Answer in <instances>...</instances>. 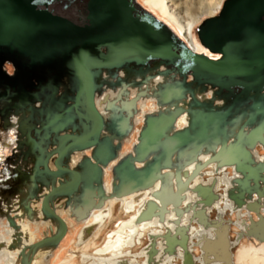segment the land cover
I'll return each instance as SVG.
<instances>
[{
    "label": "flooded vegetation",
    "instance_id": "flooded-vegetation-1",
    "mask_svg": "<svg viewBox=\"0 0 264 264\" xmlns=\"http://www.w3.org/2000/svg\"><path fill=\"white\" fill-rule=\"evenodd\" d=\"M223 7L210 17L219 15ZM198 25L195 27L197 35L194 34L198 49L191 45L189 48L212 60L224 58L223 51L227 47L219 41L202 42L198 34L201 24ZM176 33L184 38L177 31ZM250 33L252 31H246L248 36H251ZM253 44V41L249 46L245 44V49ZM261 45L259 43L256 47ZM83 52L87 55L90 49L86 47ZM187 61L188 58L183 53L175 56L169 53L166 58L150 56L140 60L139 56L131 52H123L121 60L114 68L102 66L94 69L92 66L82 67L79 63L77 66L61 68L56 63L36 62L31 59L30 54H26L25 58L21 54H0V148L6 150L0 156V222L5 220L4 225L7 228V236L0 238V255L4 256L6 264H21L19 247L38 242H41L42 247L35 253L32 264H43L59 246L69 231V226L77 222L83 223L87 219L78 218L91 204L92 198L99 202L97 195L93 197L91 192H100L98 188L102 186L103 192L108 194L125 189L115 179L118 175L115 167L130 157L138 158L135 160L137 167L145 166L146 158H141L140 154L142 148L150 142H143L139 138H142L148 114L165 111L176 99H184L182 106L189 108L188 103L197 94L196 97L203 102L204 98L209 101L212 108L208 111H230L233 122H245L253 112V107L259 105L257 97H264V60L256 64L257 69L253 68V62L242 60L225 64L217 62L213 70L201 71L189 68ZM7 63L13 65V74L6 70ZM123 90L125 95L118 98ZM133 112L135 113L132 117ZM179 118L183 124L175 126L176 130L187 126V110ZM111 120L113 126L108 125ZM131 135H134L131 150L122 152L123 143L130 141ZM118 147L121 148L118 150ZM100 148L101 151H98ZM260 148L264 149V146L258 143L252 151L258 160L264 158ZM109 150L117 157L105 164ZM154 152L150 151L153 154L150 159L152 161L148 162H157ZM202 158L208 160L207 156ZM194 164L188 165L190 175L193 174ZM210 164L212 165L208 168ZM210 164L198 172L190 186L195 187L197 183L211 185L215 182L214 191L221 192L222 198L211 211L222 210L229 215L232 204L226 199L225 192L231 188L232 179L239 177L240 173L234 166H223L217 172L214 163ZM162 166L165 167L163 172L169 171L168 162H163ZM230 171L232 176L229 175ZM106 177H109L108 181ZM114 181L116 185H113ZM113 186L117 189L114 190ZM57 187L61 190L56 189ZM131 197L134 195L124 200L106 199L105 203V208L111 205L113 209L112 203H117L127 211L114 225L115 234L124 235L123 243L115 241L107 246H100L92 251L94 258L91 259L84 254L85 263L116 264L123 258L128 259L129 264H137V260L144 256L145 250L141 252V248H138L141 233H144V229H148L146 234L154 228L160 230L161 226L147 224L140 226L139 230L131 229L130 224L139 214L138 207L132 206ZM192 197L195 199L194 195ZM112 214L113 210H110L108 220ZM12 219L19 229L11 225ZM94 220L95 214L85 224ZM61 221L64 222L66 231L56 242ZM40 229H43L42 236L38 237L37 232ZM193 232L190 233L192 237L201 234L203 230L195 229ZM244 239L253 240L256 244L259 242L250 238ZM239 243L234 247L233 253ZM78 244L80 243L77 241ZM148 245L147 239L146 249ZM9 254L13 255V263H8ZM178 254L166 264H182L183 253L180 249ZM116 255H119L117 259L114 258ZM195 259L196 264H203L201 256L195 254ZM146 260L145 257L144 262ZM233 262L236 264V254ZM211 263L225 264L213 260L206 264Z\"/></svg>",
    "mask_w": 264,
    "mask_h": 264
},
{
    "label": "water",
    "instance_id": "water-1",
    "mask_svg": "<svg viewBox=\"0 0 264 264\" xmlns=\"http://www.w3.org/2000/svg\"><path fill=\"white\" fill-rule=\"evenodd\" d=\"M203 23L198 29L201 41H219L227 47L223 51L225 57L218 61L195 53L168 24L148 12L138 0H0V54H21L24 58L30 54L36 62L56 63L61 68L79 63L82 67L92 66L94 69L116 67L123 52H131L140 60L183 53L188 58L187 66L196 71L213 70L217 62L225 64L242 60L253 62V68L257 69L256 64L264 60V50L261 49L264 48V0H227L219 15L208 17ZM246 31H252L251 36ZM252 41L254 44L245 49L244 45L249 46ZM259 43L262 45L258 48ZM86 47L90 49L87 55L83 52ZM120 92L118 98L125 95L124 90ZM194 95L188 103L189 108L182 106L184 99H176L165 111L146 116L147 124L142 138H139L150 142L140 154L141 158H146L144 167H137L135 160L138 158L133 157L115 167L118 174L115 179L125 189L110 196L152 190V197L144 202L137 223L154 219L165 222L170 213L176 217L174 228L168 227L163 234L149 235L147 264H159L156 255L162 249L171 256L178 247L183 252L182 264H196L195 253L189 248L190 226L181 225V217L189 213L191 223L196 221L203 227H213L215 231L213 238L206 237L204 241L198 238L193 243L199 248L203 262L213 260L233 264L234 243L229 234L232 220L225 219L220 211L211 219L209 212L220 198V193L214 191L215 182L190 186L198 172L210 163H214L217 170L234 166L240 173L239 177L232 179V186L227 190L234 210L246 209L249 216V224L245 223L246 230L238 233L237 241L246 235L264 242V158L258 160L252 152L258 143L264 146V97H257L259 105L253 107L245 122H233L232 112L208 111L212 108L209 101L204 98L203 102L196 97L197 94ZM185 110L187 126L176 130V121ZM134 113H131L132 117ZM108 125H114L112 120ZM150 151H155L157 162H148L152 161ZM203 156L208 160H203ZM116 157L109 150L105 164ZM163 162H168L169 171L163 172ZM189 164L195 165L192 175ZM113 185H116L115 181ZM98 189L100 192L91 193L93 197L97 195L99 202L92 198L78 219L89 217L92 210L104 206L107 194L103 192V186ZM189 191H193L198 200L184 203L187 195L192 193ZM11 225L19 229L13 219ZM93 230L95 225L87 226L84 236ZM65 231L64 222H59L56 242ZM158 237L161 238L159 245ZM41 247V242L20 246L21 264H32Z\"/></svg>",
    "mask_w": 264,
    "mask_h": 264
},
{
    "label": "bare ground",
    "instance_id": "bare-ground-1",
    "mask_svg": "<svg viewBox=\"0 0 264 264\" xmlns=\"http://www.w3.org/2000/svg\"><path fill=\"white\" fill-rule=\"evenodd\" d=\"M225 1L226 0H144V2L147 5L155 6L158 9V11L161 12V14L166 15V17L169 20H171L179 28V31H180L181 35L184 37V39L194 49H198L197 43L195 41V36H194V30H195L196 25H198L205 16H214L223 7V4H224ZM211 165L212 164H210V166H208V168H210ZM215 170L217 172H219V171H221V168L217 170L216 169V165H215ZM111 188H112V185H111ZM150 190L151 189L149 188V189H145L143 191H138V192H134V193H131V194H125V195L120 196V197H118V196H110V194H108V192H105V193L107 194V198H106L107 200L111 199V198H115V199H118V200H124L125 198L134 195V197H131V198H133L132 199V206H134V208L138 207L137 211H139V213H140L141 208L144 205V202L152 197L151 193H150V192H152V190L151 191ZM147 191H149V192H147ZM189 192H192V193H189L187 195V200H185L184 203L192 202V201L194 202L195 200H198L197 199L198 197L195 195V193L193 191H189ZM109 193H111V192H109ZM225 193H226V199L232 204V210H231V213L229 215H227V216H226V213L224 211H222V210H219V211L222 212V214H223L225 219L228 220V218H230L232 220L231 223H230V232H229V234H230V237H231L232 228L235 229V230H232V231H234V235L236 234L235 235V239L232 240V242L234 243L233 249L237 245V243H239L244 238H250V239H254L256 241H259L256 238L249 237V236H246V235L243 236L241 239H239V241H237L238 233L241 232V231L244 232L246 230V224H249V216L247 214L246 209L234 210L233 203L228 198V195H227L228 192L226 191ZM192 195L195 196V199L192 197ZM221 198H222V194H220L219 200L216 201L213 204V206L215 204L219 203ZM106 201H105V203H106ZM213 206L211 208H209V211L213 208ZM104 208H105V204H104L103 207H101L99 209L95 208V210L92 211L91 215L89 217H87V219L85 221L90 219V217L92 215H94V214L96 215V220H94L93 222H90L88 224H85V221L83 222V226H82V228H81V230H80V232L78 234V243H80V245L82 244L81 251L87 252V251H90V250L94 249L97 246V239H98L99 234H100V232L102 230L100 228L103 225V223L106 221V219L108 217V214H109V211H110L109 208H105V209ZM112 208H113L112 209L113 210V214L110 217V220H108V222L104 226H108L110 221L112 222L113 218L115 217L116 212H119V211H117V208L120 209V210H123V208H121L117 203H112ZM128 214H129V212H128ZM185 215L189 216L187 218V221L189 222V226H190V230H189V236H190L191 224L193 222L191 223V221H190V216H191L190 213L189 214H185ZM185 215H183L181 217V225H183V219H184ZM252 216H254L255 219H256V215L255 214H253ZM97 218H98V220H97ZM132 219H133V217H132ZM136 219L129 226L133 230H135V229L139 230L140 226L147 225V224L161 226V229L159 230L158 233H149V234H147V239H148V241L150 243L149 235L150 234H153V235L163 234L168 227L169 228H174L175 227L174 220L176 219V217H175L174 213H170L168 215V217H167L165 222H159L158 220L154 219V220H151V221L137 223ZM211 219H212V217H211ZM244 221H246V222H244ZM194 222L197 224L196 221H194ZM90 225H95V230H93L90 235H88V236L86 235V237H85L84 236V228H86L87 226H90ZM199 227H201L203 229V232L201 234L195 235L193 237L190 236V240H189V243H190L189 244V248H190V250L192 252H193V249H194V253H195L197 248L195 246H193V243L195 241H197L198 238L203 239V241H204V239H206V237H210V238L214 237L212 235V230H211V228H213V227H203L201 225H199ZM98 230H99V232L95 235V233ZM214 234H215V231H214ZM93 235H95V236L93 237ZM91 238H92V240H90ZM5 240H6V238H5ZM160 240H161V238L158 237V239H157V244L158 245L161 242ZM6 242H7V240H6ZM259 242H263V241H259ZM253 245H257L259 247L257 249L258 252H255L254 249H252ZM178 249L181 250L180 247H178ZM178 249H177V252L174 255H171V256L167 255L166 253H163V249H162L156 255L157 262L159 264H166V262L171 260L174 256L179 255L178 254ZM147 251H148V246H147ZM250 252L252 253V256L256 255V258L263 257L264 256V244H262V245L255 244L251 240L242 241L236 248V262L238 264H249L251 259H250L249 255H248V253H250ZM259 254H261V255H259ZM116 256L117 257H114L115 259H117L119 257V255H116ZM248 260H250V261L248 262ZM111 261H113V260H111ZM210 262H212V260ZM145 263L147 264V260H146ZM145 263L138 262L137 264H145ZM116 264H129V262H128V260L122 258L121 260H118L116 262ZM233 264H234V262H233Z\"/></svg>",
    "mask_w": 264,
    "mask_h": 264
},
{
    "label": "rangeland",
    "instance_id": "rangeland-1",
    "mask_svg": "<svg viewBox=\"0 0 264 264\" xmlns=\"http://www.w3.org/2000/svg\"><path fill=\"white\" fill-rule=\"evenodd\" d=\"M138 2L141 3L146 8V10L148 12H150L151 14H153L154 16H156L159 20H161V21L165 22L166 24H168L170 28H172L173 30L175 29L181 35V33L179 31V28L171 20H169L166 17V15L161 14V12L158 11V9L155 6H153V5H147L144 2V0H138ZM208 17H210V16H205L204 19H203V21L206 18H208ZM203 21H201L200 24H202ZM196 28H195L194 34L197 35V29ZM182 39L184 41H186L184 38H182ZM187 44L190 45L188 42H187ZM5 68H6V70L10 74H13L14 73V67L10 63H7L5 65ZM182 124H183V122H182L181 118L177 119L176 126L177 125H182ZM133 138H134V135L133 136L131 135L130 141L127 140L125 143H123V145H122V152H128L129 150H131V146H132L131 143L133 141ZM134 141H135V139H134ZM5 152H6V150L4 148L3 149L0 148V156L1 155H4ZM86 152L87 153H90L89 150H87ZM260 152H261V154H263L264 153V149L263 148H260ZM230 170H231V168H230ZM108 179H109V177H106V181H108ZM117 211H119V212H116V214H115V217L116 218L114 217L113 220H112V222L110 221V223H109L108 226H104L102 228V230H101V232L99 234V237L97 239V246L94 249H92L90 251H87V252H83V251H81V246L82 245H80V244L77 245L78 234H79V232H80V230H81V228L83 226V223L82 222H77L75 225H72L71 224L69 226L70 227L69 228V231L64 236V238L61 240L59 246L51 253V255H49L47 257V259L44 261L43 264H90V262L85 263V261L83 260V255L84 254L87 257H89V259H91V258H94L93 255H92V251L96 250L100 246H107L108 244H110L112 242H115V241L122 242L124 235H116L115 232H114L115 231L114 230L115 229L114 228L115 227L114 225H115V223L117 221H120L123 218V216L125 215L126 212L124 210H120L118 208H117ZM213 214H215V212ZM71 221L73 222V220H71ZM4 222H5V220H3V222H0V238L3 237L4 235L7 236V231H6L7 228L5 227ZM147 230L148 229H144V233ZM33 231H34V229H33ZM42 231H43V229H40V231L37 232L38 233L37 234L38 237H41L42 236ZM106 233L108 235H106ZM144 233L142 232L141 235H140V237H139V239H138V242H139L138 244L139 245H142V244H145L146 243V240H145L146 239V236H145ZM251 241L256 244L255 241H253V240H251ZM257 243L259 245H262L259 242H257ZM252 247H253L252 249H254L255 252H258L257 249L259 247L257 245H253ZM235 254H236V252H235ZM248 255H249L250 259H251V261L248 260V262L250 261L249 264H264V256L263 257H260V258H256V255H253L252 256V253L251 252L248 253ZM259 255H261V254H259ZM8 256H9L8 263H13L14 262V259L12 257L13 255L9 254ZM0 264H6V261L4 259V256H1V255H0ZM34 264H38V263L35 262ZM236 264H238V263L236 262Z\"/></svg>",
    "mask_w": 264,
    "mask_h": 264
},
{
    "label": "crops",
    "instance_id": "crops-1",
    "mask_svg": "<svg viewBox=\"0 0 264 264\" xmlns=\"http://www.w3.org/2000/svg\"><path fill=\"white\" fill-rule=\"evenodd\" d=\"M229 175H231L232 176V171H230L229 172ZM220 194H222L221 192H219ZM108 207H109V209L111 210V212H112V209H111V205H108ZM210 212V215H211V217L213 218L215 215H213V213L214 212H219V211H209ZM213 215V216H212ZM226 216H227V213H226ZM129 218V216L128 217H126V219H128ZM187 218H188V215H185V217H184V219H183V225H189V222L187 221ZM125 221V220H124ZM194 228V229H193ZM195 229H197V230H199V229H201V230H203L201 227H199V225L198 224H196L195 222H193L192 224H191V231H190V233H194L193 232V230L195 231ZM211 230H212V235L214 236L215 234H214V229L213 228H211ZM232 230H235V229H233L232 228ZM231 230V232H232V234H231V240H234L235 239V235H234V231H232ZM153 231H159V229L158 230H156L155 228L154 229H152L151 230V232H153ZM151 232H148V234L149 233H151ZM146 234V233H145ZM147 235V234H146ZM190 236H191V234H190ZM192 237V236H191ZM248 239V238H247ZM149 242V241H148ZM146 244H147V239H146V243L145 244H142V245H140L138 248H141L140 250H141V252L142 251H144L145 250V252H144V256L143 257H141L140 259H138L137 261L138 262H141V263H145L144 261H145V257L146 258H148V254H147V252L148 251H146L147 249H146ZM234 251V250H233ZM195 254H197L198 256H199V248H198V250L196 249V251H195ZM235 254V252L233 253V255ZM126 258H129L130 260H131V258L130 257H126ZM128 260V259H127ZM133 260V259H132ZM137 262V263H138ZM202 263L203 264H205L204 262H203V260H202ZM212 264V263H211Z\"/></svg>",
    "mask_w": 264,
    "mask_h": 264
},
{
    "label": "trees",
    "instance_id": "trees-1",
    "mask_svg": "<svg viewBox=\"0 0 264 264\" xmlns=\"http://www.w3.org/2000/svg\"><path fill=\"white\" fill-rule=\"evenodd\" d=\"M263 44V43H262Z\"/></svg>",
    "mask_w": 264,
    "mask_h": 264
}]
</instances>
